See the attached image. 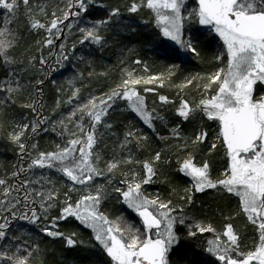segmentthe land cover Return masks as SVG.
I'll return each instance as SVG.
<instances>
[{"label":"snow or ice","instance_id":"1","mask_svg":"<svg viewBox=\"0 0 264 264\" xmlns=\"http://www.w3.org/2000/svg\"><path fill=\"white\" fill-rule=\"evenodd\" d=\"M0 148V264H264V0H0Z\"/></svg>","mask_w":264,"mask_h":264},{"label":"trees","instance_id":"2","mask_svg":"<svg viewBox=\"0 0 264 264\" xmlns=\"http://www.w3.org/2000/svg\"><path fill=\"white\" fill-rule=\"evenodd\" d=\"M101 14L100 13H97V18H99ZM115 61V57L112 56L110 53L108 54H105V62H114ZM193 71H197V70H200L199 66L195 65L193 63V65H190L189 66ZM70 75V73H69ZM52 141V137L51 136H45L41 139L40 143H41V146H45L46 144H50ZM14 162V158L12 156V154L10 152H6V151H3L2 148H0V167H2L4 164H11ZM151 189L153 190H158L160 189L161 190V186L160 185H152V186H149ZM56 248H60V245L57 244L55 246Z\"/></svg>","mask_w":264,"mask_h":264},{"label":"rangeland","instance_id":"3","mask_svg":"<svg viewBox=\"0 0 264 264\" xmlns=\"http://www.w3.org/2000/svg\"><path fill=\"white\" fill-rule=\"evenodd\" d=\"M149 191H151V192H156V191H160V189H158V190H153V189H151L150 187H149V189H148Z\"/></svg>","mask_w":264,"mask_h":264},{"label":"bare ground","instance_id":"4","mask_svg":"<svg viewBox=\"0 0 264 264\" xmlns=\"http://www.w3.org/2000/svg\"><path fill=\"white\" fill-rule=\"evenodd\" d=\"M45 146H47V144Z\"/></svg>","mask_w":264,"mask_h":264}]
</instances>
